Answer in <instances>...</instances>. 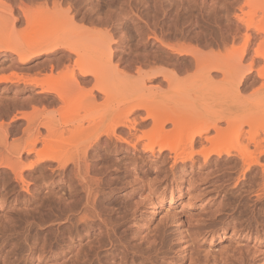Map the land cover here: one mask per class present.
<instances>
[{"label":"bare ground","instance_id":"1","mask_svg":"<svg viewBox=\"0 0 264 264\" xmlns=\"http://www.w3.org/2000/svg\"><path fill=\"white\" fill-rule=\"evenodd\" d=\"M73 1L0 0V71L6 65L7 69L22 72L18 78L17 71L11 77L0 76V84H7L3 90L13 89L15 98L27 94L20 99L25 106H42L39 109L35 105L32 114L23 108L11 123L0 122V194L6 196V188L16 183L28 195L24 203L29 208L37 201L30 191L35 174L50 182L40 181L48 186L45 190L49 193L42 191L44 202L52 194L55 177H63L72 167L73 180L76 177L77 185L85 192L83 212L77 214L75 209L79 215L76 221L89 225L91 219H97L94 216L100 217L95 204L98 179L94 178L96 182L91 177L98 184L94 186L86 177L91 168L90 154L97 148L124 145L135 154H147L152 167H168L173 176L188 168L218 169L235 162L238 180L254 184L255 201H261L264 123L259 118L264 119V20L248 18L245 9L256 4L264 13V0L230 1L226 6L229 13L233 12L226 26L229 36L216 51L217 45L213 49L209 44L201 48L163 42L152 25V31L147 28L151 33L147 38L137 30L138 41L131 46L128 34L117 25L120 19L110 14L109 5L113 4H107V11L100 0ZM152 38L170 52L190 59L171 63L169 58V62L164 61L167 52H159V57L158 53H148ZM31 73L41 75L42 80L27 78ZM250 80L260 87L256 86L253 99L246 101L249 97L245 99L244 89ZM20 120L24 121L22 127L15 125ZM240 121H244L242 127L244 123L250 126L242 142H217L226 133L233 134L236 125L241 129ZM168 196L170 209L175 205L174 192L170 190ZM65 200L57 201L62 204ZM235 226L233 236L237 239L246 229ZM217 234H212V239ZM42 241L40 248L33 244L29 254L23 259L17 256L13 264H33V260L51 257L56 251L55 257L74 254L71 264L91 262L88 255H79L81 240ZM108 241L111 245L112 240ZM38 242L41 240H35ZM106 242L96 240L92 259H99L101 245ZM160 250L161 245L157 252ZM123 252L128 255L127 249Z\"/></svg>","mask_w":264,"mask_h":264},{"label":"rangeland","instance_id":"2","mask_svg":"<svg viewBox=\"0 0 264 264\" xmlns=\"http://www.w3.org/2000/svg\"><path fill=\"white\" fill-rule=\"evenodd\" d=\"M230 1L100 0L104 9L111 7L109 9L112 17L120 19L117 25L119 23L121 28L123 27V32L128 34L131 46L135 47L134 43L138 41L139 31L137 30H140V33L143 31L144 37L147 38V33L151 35L153 26L157 30L156 33L153 29L154 32L163 42L185 45L187 43V45L193 44L201 48L209 44L213 49L217 45L215 51L218 50L219 45L223 46L229 36L226 26L233 12L229 13L226 6L231 4ZM88 8L86 7L83 13ZM109 9L107 11H110ZM245 12L247 14L249 12L247 17L253 18L254 21L264 20V13L256 4L245 9ZM152 19L159 25L156 24V26ZM152 39V42L155 41ZM155 42L147 51L151 54L155 52L153 54L155 56L158 53V57L161 52H167L164 61L167 58L170 62L173 61L171 63L175 60L186 62L190 59L170 52L164 46H160L159 42ZM241 44L242 41L236 46ZM141 52L143 51H138V53ZM167 62H169L168 59ZM4 67L0 71L1 77H11L16 71L18 76L14 75V77L22 76L20 70L12 71V68L7 69L6 65ZM191 71L190 73L194 72ZM33 76L34 74L31 73L27 78L41 77L36 74ZM250 81L244 89L245 99L249 97L246 101H251L256 91L253 89L257 84L253 85V80ZM4 86L7 84H0V122L3 120L6 124L11 123L14 115L23 111L31 113L33 111L30 110H33L35 105L39 109L42 107L37 104L25 106L20 99H23L25 95L24 98H26L27 94L20 95L19 99L15 98V91L7 90V88L3 90ZM258 87L260 86L256 89ZM55 108L57 106H53V110L57 111ZM57 109L59 111V108ZM263 120L259 118L262 124ZM242 122L244 121H240V124ZM244 124L243 127L241 124V129L236 125V132L226 133L217 142L229 145H235V141L242 142L241 139L244 140L243 137L248 134L247 131H250V126ZM15 125L22 127L24 121L20 120ZM237 131H240V135ZM97 150L94 149L90 154L91 168L87 174L89 176L86 177L91 179L90 181L88 178L89 185L93 183L92 176L93 179H98V182L96 179L94 181L99 185L94 183L99 187L93 184L97 189L95 190L97 192L96 215L100 217L94 216L93 218L97 217L96 220L90 218V226L76 221L79 216L77 214L83 210L85 192L80 189V184L77 185L79 183L77 178L73 180L74 175L70 172L72 167L68 168L66 173L70 171L64 175L65 177H55V184L50 192L52 194L44 202L42 200L45 197L42 191L49 192L45 190L48 186L42 183L48 178L39 179L40 174H35L37 176H33L35 181H31L33 183L30 191L37 197V201L29 208V205L24 203L28 195L21 192L15 183L6 188L5 193H8L6 196L0 194V264H13L17 256L23 259L24 255L29 254L27 251L33 247V244L40 248L43 245L42 240H81L79 255H88L87 259L91 261L88 264L97 263V257L94 258L95 260L92 259L95 253L93 244H96V240L107 241L103 243L106 246L101 245L98 253L100 262L97 259L99 262L97 264H264V196L261 201H255L256 186L252 183L249 185L247 179L238 180L235 162L221 165L217 167L218 169L201 166L188 168L178 171L176 176H173L168 171V167L161 164L152 167L147 154L142 152L135 154L130 149L127 150V146L121 145L111 149L104 147ZM45 177H48V174ZM52 180L49 181L52 182ZM45 183L47 181L43 184ZM13 187H15L14 191ZM170 190L174 192L175 205L169 209L167 200ZM20 193L23 195H19ZM60 198L67 201L61 204L57 201ZM72 218L77 219L72 220ZM234 225L246 229L245 234L243 233L237 239L233 236ZM215 233L218 234L212 239V234ZM35 240H41V242L35 243ZM108 240H112L111 245ZM160 245L161 250L157 252ZM123 246L124 249H122ZM125 249L128 250V255L123 252ZM56 254L57 251L51 257L33 260V264H71V258H74V254H69L67 258L64 255L55 257Z\"/></svg>","mask_w":264,"mask_h":264}]
</instances>
